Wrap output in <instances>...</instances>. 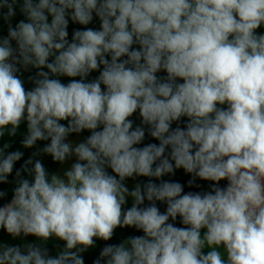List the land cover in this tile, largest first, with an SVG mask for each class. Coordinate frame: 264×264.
I'll use <instances>...</instances> for the list:
<instances>
[{
    "label": "clouds",
    "instance_id": "1",
    "mask_svg": "<svg viewBox=\"0 0 264 264\" xmlns=\"http://www.w3.org/2000/svg\"><path fill=\"white\" fill-rule=\"evenodd\" d=\"M0 20V140L25 125L36 148L16 168L0 145V264H85L117 229L141 234L93 264H264V0H0Z\"/></svg>",
    "mask_w": 264,
    "mask_h": 264
},
{
    "label": "crops",
    "instance_id": "2",
    "mask_svg": "<svg viewBox=\"0 0 264 264\" xmlns=\"http://www.w3.org/2000/svg\"><path fill=\"white\" fill-rule=\"evenodd\" d=\"M22 18L23 17L17 11L16 16L11 21L12 25L15 26V24L18 23V21L20 19H22ZM1 22H2V20H0V25H1ZM80 27H82V26L76 25V24H72L70 22L69 29H68V31H69V39L71 38V34H72L73 30L76 29V28H80ZM89 27L99 28L98 19H94L92 24L89 25ZM30 74H34V70H32L31 72L25 73L24 74L25 78L27 77V75H30ZM96 75H98V73H93L92 77H90V79L95 77ZM64 82H67V81L64 80ZM28 86L30 87V85H28ZM134 119H135L136 124H139V122H140L139 119L136 118V117H134ZM173 127H175V125H173ZM25 132H26V126L25 125H21V127L18 130V133H17V135L15 137H9V136L5 135V137H3L2 140H0V145H2L3 143H10L12 145V147L9 149V151H13V150H17L18 149V150L23 151L25 153V148H23L21 146V143H20V141L23 139V135L25 134ZM88 134L89 133L85 132L81 136L73 135L71 137V139L79 141V140H82L83 137L87 136ZM148 142H156V141L151 140V138H147L145 140V143H148ZM42 162L45 164V167L48 168V170L50 172H58V173H61V174H62V171L64 169H66L71 163V161H69L65 165L61 166L58 163H54L51 160L50 157H46V159H44ZM189 178H190V175L185 174L183 172V170H177L175 175L166 176L163 179L180 182V183L185 185V189H186L187 188V182H188ZM147 179L148 178L140 177V178H137L136 180H128V181H126V184L131 189L132 187H134L135 183H137V182L144 183V182H147ZM156 182L158 183L159 181H156ZM130 205H131V198H129V203H128L127 206H130ZM161 207L163 208V206H161Z\"/></svg>",
    "mask_w": 264,
    "mask_h": 264
},
{
    "label": "trees",
    "instance_id": "3",
    "mask_svg": "<svg viewBox=\"0 0 264 264\" xmlns=\"http://www.w3.org/2000/svg\"><path fill=\"white\" fill-rule=\"evenodd\" d=\"M0 36H7V24L2 20L1 25H0ZM44 142H38L37 148L42 147ZM36 151V148L33 149H25L24 157L22 158L21 161L17 162L16 168H19L20 165L23 163V161L27 158H29L32 154V152ZM47 156H42V157H36L42 159H46ZM12 178L10 177V180ZM191 179V176L190 178ZM197 183H200L201 185L204 186L203 189H197V188H186L185 190H192V191H200V190H207L206 185L207 182L204 181H197ZM222 185L226 184V181L221 182ZM12 185H0V188H3L5 190H9ZM11 192L9 191L8 197L5 198V201H0V203L6 202L8 198H10ZM163 210V208L161 207ZM141 233L136 232L133 229H117L115 236L113 237L112 240L110 241H103V240H97L96 246L93 248L88 249L86 252L82 253V256L84 258L85 264H93V261L97 258L99 255L100 250L103 248L105 244H111V243H120L121 240L126 239L130 235H140Z\"/></svg>",
    "mask_w": 264,
    "mask_h": 264
}]
</instances>
